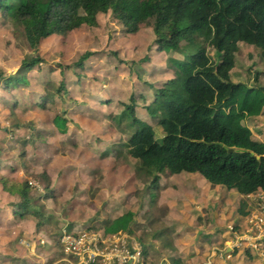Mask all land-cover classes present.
Listing matches in <instances>:
<instances>
[{"label": "rangeland", "instance_id": "obj_1", "mask_svg": "<svg viewBox=\"0 0 264 264\" xmlns=\"http://www.w3.org/2000/svg\"><path fill=\"white\" fill-rule=\"evenodd\" d=\"M98 23L97 28L84 25L67 37L52 36L42 41L35 55L23 27L0 15V73L14 76L30 57L42 61L28 74V84L11 93L0 85V175L28 182L33 196H42L37 206L44 205L40 228L34 220H16L12 210L19 199L7 196L0 187V238L5 233L13 238L10 243L0 241V264H10L9 258L4 257L8 253L15 255L18 264H64L63 257L78 264L62 252L58 243L61 231L66 228L79 232L89 227L110 235L113 233L105 232L107 222L128 212L132 216L131 227L137 225L130 234L119 231L138 239L142 245L151 243L152 247L147 249L151 264H174L166 245L178 236L185 237L189 248L184 261L193 259L191 264H206L205 255L200 261L194 253L198 245L207 241H214L217 252L227 259L226 240L249 235L247 220L257 204L256 198L246 197L248 213L241 214L242 195L214 186L200 174L186 172L173 175L166 171L161 175L159 188L150 190L151 181L136 175V161L119 146L146 124L153 127L156 139L162 141L164 135L158 119L144 110L136 114L125 111L126 107L134 93L142 97L141 101L150 103L152 91L172 78L169 57L187 60L195 48L182 45L185 50L177 53L169 49L158 51L151 27H142L135 35L127 34L111 13L99 15ZM238 46L231 79L253 85L255 74L264 72V64L252 46ZM85 53L93 55L84 63V69L75 67ZM210 54L215 56L212 50ZM260 83L264 85L262 76ZM62 85L68 91L65 99L57 96V88ZM46 96L54 102L43 109L38 103ZM28 97L36 99L34 104L28 102L29 109L14 110L15 100ZM57 115L66 120L65 133L54 123ZM114 116H118L116 121ZM135 118L142 121L129 127ZM244 124L254 141L264 142V109L260 117ZM97 149L98 157H94ZM106 153L114 157L106 159ZM42 173L51 179L47 190L38 178ZM124 192L127 196L120 202L119 196ZM153 195L157 197L151 203ZM120 203L125 207L121 208ZM252 243L258 245L259 241ZM262 244L257 249L243 246V260L234 263L264 264ZM177 250L171 252L177 256Z\"/></svg>", "mask_w": 264, "mask_h": 264}, {"label": "trees", "instance_id": "obj_2", "mask_svg": "<svg viewBox=\"0 0 264 264\" xmlns=\"http://www.w3.org/2000/svg\"><path fill=\"white\" fill-rule=\"evenodd\" d=\"M109 13L127 34L135 35L142 27H151L158 51L177 53L185 50L182 45L195 48L187 60L169 57L172 78L153 92L150 103L134 93L126 107L125 111L134 114L148 111L159 120L164 135L159 142L153 127L146 124L124 143L136 161V175L151 181L150 190L159 188L161 175L168 171L173 175L200 174L212 185L244 197L264 192V144L254 141L244 124L263 114L264 85L260 77L264 72L255 74L253 85L231 79L240 43L252 46L264 64V0H0V15L23 27L35 55L42 41L52 36L67 37L84 25L97 28L99 15ZM92 55H82L75 67L84 69ZM41 62L39 57H30L14 76L0 73V85L11 93L28 84V74ZM57 92V96L67 97L63 85ZM136 99L143 105H138ZM35 100H15L14 110H27ZM50 102L53 99L46 96L38 105L44 109ZM140 121L135 118L129 127ZM54 122L66 131L65 118L57 115ZM231 149L234 152L230 153ZM38 178L49 181L47 174ZM0 185L6 193L19 197L17 218L41 223L44 205H37L42 197L32 196L33 187L28 182L0 176ZM153 196L155 202L157 195ZM245 207L242 202L243 214ZM130 217L128 212L115 219L105 232L132 233ZM143 248L147 256L148 248Z\"/></svg>", "mask_w": 264, "mask_h": 264}, {"label": "built area", "instance_id": "obj_3", "mask_svg": "<svg viewBox=\"0 0 264 264\" xmlns=\"http://www.w3.org/2000/svg\"><path fill=\"white\" fill-rule=\"evenodd\" d=\"M257 193L253 194L256 195L254 198L257 204L250 212V219L247 220L249 224L246 232L249 235L243 238L237 235L234 241L229 240L228 244L226 243L227 248L241 249L245 246L249 249H257L263 246L264 192ZM240 239L242 241L238 242ZM60 240L65 253L78 261V264H151L145 259L139 242L123 232L110 235L92 230L80 234L64 232ZM252 241H259V244L256 245Z\"/></svg>", "mask_w": 264, "mask_h": 264}, {"label": "crops", "instance_id": "obj_4", "mask_svg": "<svg viewBox=\"0 0 264 264\" xmlns=\"http://www.w3.org/2000/svg\"><path fill=\"white\" fill-rule=\"evenodd\" d=\"M153 92L154 91H152V95H153ZM154 96V95H153ZM106 101V100H105ZM103 102H104V100H103ZM260 117V116H259ZM114 120V119H113ZM55 123V122H54ZM66 131H67V129H66ZM65 131V132H66ZM64 132V133H65ZM130 137V136H129ZM252 137H253V135H252ZM129 139V138H128ZM128 139H126L125 140V142L128 140ZM255 141H257V140H255ZM125 142H123V143H120V145L119 146H121L122 148H124V143ZM257 142H260V143H263L264 144V142L263 141H257ZM104 147V146H103ZM106 147H108V146H106ZM100 148V147H99ZM98 148V149H99ZM98 149L96 150V153H94L93 152V155H94V157H98ZM123 152V149H122V151H118L117 153L118 154H121ZM103 157H106V159H107V157H114V156H112V155H108V153H106V154H104L103 155ZM105 159V160H106ZM42 174H46V173H42ZM0 176H3V175H0ZM5 177H7V176H5ZM47 177L49 178V181L47 182V181H45V180H43L44 178H42L41 179V181L45 184V189L47 190L48 189V187H49V184H50V181H51V179H50V177L47 175ZM10 179H12V180H14L13 178H11V177H9ZM18 182V181H17ZM21 183V182H20ZM0 187H1V189H2V191H3V193L4 194H6L7 196H9V197H14V198H18L19 199V197H16V196H12V195H10L9 193H6L4 190H3V188H2V186L0 185ZM232 191H234V190H232ZM231 192V191H230ZM125 193V192H124ZM260 193V192H259ZM47 195H48V193H46ZM131 195H132V193H130ZM258 194V193H257ZM34 195V192L32 193V196ZM206 195H209V193H206ZM124 196H127V193H125L124 195H120L119 196V200H120V202L125 198ZM256 195H250V197L248 196H246L247 198H251V197H255ZM40 197V196H39ZM42 197V196H41ZM207 197H209V196H207ZM246 197H244V196H242V200H244V202H245V205H246V207L244 208V213H248L245 209L247 208V201H246ZM49 199V198H48ZM202 200H205V197L203 198L202 197ZM20 201V200H19ZM19 201H18V203H19ZM152 202V201H151ZM18 203H17V206H18ZM152 203H154V202H152ZM240 203H241V201H240ZM116 205L117 206H119V203H116ZM15 207L13 210H12V212H13V216L15 217V219L16 220H32V219H19V218H17L16 216V214H17V209H18V207ZM120 207L121 208H124L125 207V205H121V203H120ZM242 208L240 207V213L241 214H243V212H242ZM237 211H238V209H237ZM129 213H131V212H129ZM239 213V214H240ZM127 214V213H126ZM240 214V215H241ZM125 215V214H124ZM123 216V215H122ZM194 221H195V219H194ZM34 222L36 223V226L38 227V228H40L41 226H42V223H40L39 222V224H38V222L36 221V220H34ZM113 222L114 221H108L107 222V224L108 225H106V227L105 228H110L111 227V225L113 224ZM194 224H195V222H194ZM137 225V223H135V224H133L132 225V229H134V227ZM205 229H206V226L205 225H202ZM65 226H63V228H64ZM91 229H89V227L88 228H86V229H83V230H81V231H79V232H76V231H70V230H66V228H64L62 231H61V233L59 234L60 236H59V246H61V250H62V252L67 256V257H69V258H72L73 260H74V258L72 257V256H70V255H67L66 253H65V251H64V247H63V244L61 243V237H62V235H63V233L64 232H68V233H70V234H80V233H82V232H84V231H90ZM8 236V234L7 233H5V235L4 236H2L1 238H0V241H9V243L11 242V241H13V238L12 237H7ZM136 239V238H135ZM138 242H140L138 239H136ZM227 242H225V244L227 243L228 244V240H226ZM186 240H185V237H180V236H178L176 239H173V241L169 244V245H166V246H168V248H166V251L167 252H170L171 254H172V256H173V261H174V264H181L182 262H184V264H191V262L193 261V259H190V262H188V261H184V260H186L185 258H187L186 257V255L188 254V252H185L186 250H189V248L186 246ZM209 242H211V244L209 243ZM44 244H45V241L43 242ZM141 243V242H140ZM142 244V243H141ZM215 243H214V241H207L206 242V244H204V245H198V247H197V249H196V252L194 253V254H196L197 255V257L199 258V260L200 261H202L201 260V256L202 255H205V258H206V261H207V263L206 264H209V262H211V264H212V261H216V262H218V261H221V262H223V263H227V264H235L234 262L236 261V260H238V259H241V260H243V258H244V250H241V249H231L230 247L229 248H227V247H225V254H226V257H227V259H225L224 257H222V256H220V254H219V252H217V251H219V249H218V247H216L215 245H214ZM143 247L144 246H146L148 249H149V247H152L151 246V243H149V244H147V245H142ZM155 247V246H154ZM179 249V250H177V252H179V255H177L176 256V254L175 253H172V252H175L176 251V249ZM144 249V248H143ZM155 249H156V247H155ZM182 252H184V253H182ZM197 250H199V252H197ZM172 251V252H171ZM176 252V253H177ZM209 252H211V254H210V256L208 255L209 254ZM9 255H4V257L5 258H9V260H10V264H18L17 263V260H16V257H15V255H13V257H11V254L10 253H8ZM219 254V255H218ZM222 255V254H221ZM144 257H145V259L150 263V261H149V259H148V251H147V256H145L144 255ZM204 260L205 259H203V262H204ZM61 261H63L64 262V264H72V260H70V259H68V258H62L61 259ZM236 263H238V262H236ZM31 264H35V263H31ZM41 264H47V263H41ZM247 264H250L249 263V261H248V263Z\"/></svg>", "mask_w": 264, "mask_h": 264}, {"label": "water", "instance_id": "obj_5", "mask_svg": "<svg viewBox=\"0 0 264 264\" xmlns=\"http://www.w3.org/2000/svg\"><path fill=\"white\" fill-rule=\"evenodd\" d=\"M229 152L232 153V152H234V150L231 149ZM237 152H240V151H237Z\"/></svg>", "mask_w": 264, "mask_h": 264}, {"label": "clouds", "instance_id": "obj_6", "mask_svg": "<svg viewBox=\"0 0 264 264\" xmlns=\"http://www.w3.org/2000/svg\"><path fill=\"white\" fill-rule=\"evenodd\" d=\"M135 239V238H134ZM136 240V239H135ZM142 246V245H141ZM142 249H143V246H142ZM143 255H144V249H143Z\"/></svg>", "mask_w": 264, "mask_h": 264}]
</instances>
